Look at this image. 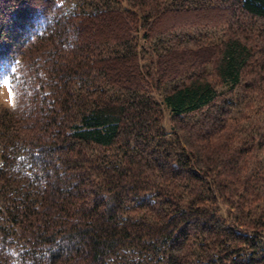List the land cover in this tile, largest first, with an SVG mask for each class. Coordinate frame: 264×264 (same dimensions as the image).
<instances>
[{"label": "trees", "instance_id": "obj_1", "mask_svg": "<svg viewBox=\"0 0 264 264\" xmlns=\"http://www.w3.org/2000/svg\"><path fill=\"white\" fill-rule=\"evenodd\" d=\"M3 82L0 264H264V0H0Z\"/></svg>", "mask_w": 264, "mask_h": 264}, {"label": "rangeland", "instance_id": "obj_2", "mask_svg": "<svg viewBox=\"0 0 264 264\" xmlns=\"http://www.w3.org/2000/svg\"><path fill=\"white\" fill-rule=\"evenodd\" d=\"M122 5H125L124 3H122ZM194 21V19L190 16V15H185L183 16V14L179 17L177 16H170L167 15L164 18H162L161 21L156 22L154 27V31L155 33H159V28L163 27L164 29H167L168 27H175V26H183L186 25L188 23H192ZM159 23V24H158ZM178 28V27H177ZM142 33V32H141ZM138 47L139 44L141 43V40L139 42L138 40ZM141 63H146L142 60H140ZM142 65V64H141ZM17 97L15 95V93H13L12 87L11 85H9V83L7 82H3V84L0 86V105L3 107H6L8 109H13L16 105H17ZM165 112V118L167 119V111L164 110ZM166 126H168V123H166ZM222 215L226 214L227 208L220 203V208Z\"/></svg>", "mask_w": 264, "mask_h": 264}]
</instances>
